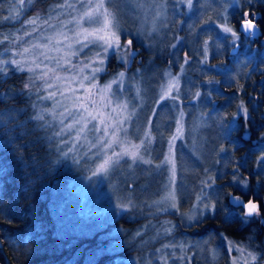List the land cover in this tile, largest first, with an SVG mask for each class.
<instances>
[{"label": "rangeland", "instance_id": "1", "mask_svg": "<svg viewBox=\"0 0 264 264\" xmlns=\"http://www.w3.org/2000/svg\"><path fill=\"white\" fill-rule=\"evenodd\" d=\"M45 1L51 0H42L43 7L37 4V0H33L31 4L26 2L23 6L16 3V0L7 1L4 12L0 14V39L7 35L9 41L0 44V56L8 58L10 53L5 52V49L18 50L22 46H27L25 42L28 41L45 42L41 37L51 35L54 31L47 26L39 33L24 36V22L38 13L42 19L51 15L53 17L51 23L59 28L58 14L60 21L71 20L73 16H78L83 11L81 3L85 5L89 3V0H67V3L75 5V9L66 7L53 11L56 5L64 3L65 0H52L48 5H45ZM91 2L95 3L97 0H91ZM237 2L238 0H193V6L189 8L186 0H104L105 7L119 22L122 30L121 43L131 39L138 44L136 50L132 46L134 56L128 63L118 59L116 54L108 55L104 65L105 71L98 74L96 83L98 86H103L117 76L118 73L110 74L108 69V61L113 59V66L120 65L121 72L125 73L123 85H113L111 94H96L94 89L93 99L96 101V107L105 114L111 112V107L103 106L104 96L111 95L113 105L120 101L127 102V110L123 112L121 119L131 115L123 127L127 129L128 139L134 143H139L144 133L150 130L152 137V142L148 146L150 155H145V158L150 159L151 164L137 163L129 167L131 161L125 157L121 160L119 167L107 173L93 175L97 164L103 159V153L100 152L98 155V148L89 150L90 146L84 140L77 142L74 139L75 132L59 137L54 135L61 127L59 121L62 117L59 113L64 110V106L71 107L72 100L59 95L55 87L50 89V91L58 92L54 99H38L47 95L45 86L40 80L35 81L37 87L31 91L21 89L28 100L31 118L37 114L45 117L44 121H34L42 132L47 149L54 155L53 162L55 159V162L65 170L67 180L62 188L66 199L63 200V195L57 192L54 201L57 213H62L66 207L68 217H72L64 221L65 233L84 235L93 231L97 232L103 244L99 248V254L125 251L126 256L120 257L117 254V259L122 264H163L161 256L164 254H170L168 264H188L187 260L176 259L185 253L191 258V264H225V262L232 264L233 258H236L239 264H243V261L239 260L241 254L235 248L229 252L228 242L236 246H245L247 251H253L247 247L248 243L245 241L240 244L222 234L220 239L212 237L192 241L193 239L185 237L183 231L179 232L178 225L180 221L185 230L194 223H200L206 215L215 214L216 207H213V203L218 204L226 190V186L217 180L225 177L223 173L230 161L224 158L218 149L223 144V135L226 134L229 137V132L236 133L241 118L245 119L237 107L240 101L237 102L231 114L224 112L215 114L219 107L211 97L209 86L210 83L215 86L220 85L219 81L210 80V75L222 76L226 83L234 81L235 77L245 75L243 65H246L242 62L234 67L230 75L223 64L228 50L238 40L234 42L230 35L221 31L219 25L225 18L229 22L230 14L237 10ZM17 9L20 13L18 17L13 15ZM10 15H13V18L4 19ZM228 26L232 27L230 23ZM68 27L72 28L73 25L69 24ZM210 29L211 33L208 32ZM27 30L31 31V28L28 27ZM17 36L22 37V40L11 43ZM168 48L172 59L169 58L167 61L165 70L158 74L152 72L154 65L151 60L147 62L143 73L137 70L139 66L137 64H140L144 55V53L140 55L142 50L157 56L161 49ZM98 50L97 47L89 45L78 56L71 57L72 63L82 65V62H87ZM183 50L191 59L181 69L180 65L183 64L185 56L182 54ZM205 51H207L206 56ZM245 53L247 54V51ZM51 55L58 54L53 52ZM230 59L236 61L239 58ZM259 61H257L258 72L264 73V60ZM46 63L55 67L54 62L46 61ZM133 65H136L137 69L129 75L127 71ZM252 68L256 69L255 62H252L248 70ZM59 71L61 75H69L63 69ZM12 72L20 74L23 86L31 75L17 71L9 65L7 73L1 76L5 78ZM90 72V68L85 69L84 74ZM166 73L179 78V91L173 93L179 97L176 100L169 98L160 101L161 86L169 80ZM51 83L59 84V91H65L68 95L67 85L55 80ZM71 87L78 89L77 96L81 98L85 96L84 89L80 88L78 83L72 84ZM196 93L200 95L197 96ZM227 97L225 93V98ZM206 108L208 110H205ZM43 109L51 111H41ZM181 112H183L182 117ZM236 116H240L238 121L235 120ZM178 119L181 121L182 133L177 139L172 140V136L177 134ZM67 122L66 120L65 123ZM41 124L44 126L41 127ZM86 135L89 141H93L99 134L87 132ZM121 138L123 139V134ZM232 145L235 146L236 143ZM114 149L121 150L118 145H114ZM254 150H258L254 171L263 172L261 180L264 184V159H262L264 147L260 146ZM169 154L175 164L173 187L177 190L180 209L179 211L168 209L165 212L158 211V206L152 202L159 200L165 194V186L169 185L173 179V164L162 163L165 156ZM233 172L225 182L227 186L238 188L242 192H246L249 188L256 189L255 183L250 184L247 176H240L236 169ZM210 178L211 186L207 187L204 182L209 181ZM243 182H246L247 186H244ZM201 189L206 194L204 202L208 205L212 203V206L204 208L201 204L199 211L203 214L197 221L190 222L182 213L195 214V210L191 212L189 210L192 209L193 204L197 203L196 195ZM181 193L184 195L181 196ZM129 199L133 201L132 206H126ZM230 214L231 212L227 211L223 215V224ZM120 219L130 223L137 220L138 224L132 226L127 223L129 227H124L118 225ZM165 221H171L175 225L170 235L160 232V226ZM158 232L159 235H157ZM170 243L184 245V250L181 251L179 247H163ZM213 249L219 252L215 260L210 252Z\"/></svg>", "mask_w": 264, "mask_h": 264}, {"label": "snow or ice", "instance_id": "2", "mask_svg": "<svg viewBox=\"0 0 264 264\" xmlns=\"http://www.w3.org/2000/svg\"><path fill=\"white\" fill-rule=\"evenodd\" d=\"M31 4L33 0H16L20 6H23L25 3ZM186 3L189 8L193 6V0H186ZM81 8L83 11L78 16H73L71 20L60 21L59 14L57 15V20L59 22V28H56L55 25L51 23L53 17L51 15L46 18H41L39 13L24 22V36H32L36 33L41 32L45 26L48 28L54 29L51 35L43 36L41 39L45 41L41 43L39 41L32 43L30 41L25 42L27 46H22L18 50L5 49V52H9L10 56L4 58L0 56V75H4L8 71V66L11 65L17 71L30 73L31 75L28 78V81L24 84V91H31L37 87L35 84L36 80H40L44 84V90L47 91V95L43 97H38V99H54L58 92L59 95L64 96L65 99L72 100V106H64V110L59 113V116L62 117L59 123L61 125L59 131L55 132V136H62L64 134H71L75 132L74 139L79 142L81 140L86 141L89 144V150L93 148H98V155L100 152L103 153V159L96 166V170L93 172V175L98 173H107L120 166L121 160L125 157L131 161L129 167L136 165L137 163L142 164H151L150 159H146L145 155H150L149 145L152 142V137L150 130L144 133L142 139L139 140V143H134L132 140L127 137V129L123 127L130 119L124 117L121 119L123 112L127 110V102L120 101L115 105L112 104L111 95L104 96L105 100L104 107H111V112L105 114L96 107V101L93 99V90L95 89L96 94L108 93L111 94L113 90V85L122 86L123 78L125 77L124 72H120L117 76L110 82L106 83L103 86H98L96 83L98 74L105 71L104 65L110 53L116 54L118 59L124 63H128L131 58H133L134 53L132 51L133 41L127 39L126 43H121L122 30L119 26V22L116 17L109 12L105 7L104 0H97L93 3L89 0L88 4L81 3ZM73 8L75 5L67 3L65 0L64 3L56 5L57 9L63 8ZM19 10L17 9L14 12V16H19ZM13 15L4 17V19H11ZM159 15V13H157ZM249 13H243L241 15L239 24L242 33L245 36L254 35L258 27L257 22L253 18H249ZM228 20L225 18L224 22L219 25L221 31L225 34L230 35L233 38V41L238 40L241 32L234 30L232 27L228 26ZM73 25L72 28H69L68 25ZM85 25H88L87 27ZM28 27L31 28V31L27 30ZM22 40V37L17 36L15 40L11 43H16L17 41ZM9 41L7 35L3 36L0 39V44ZM89 45L97 47L99 50L96 51L93 57L89 58L87 62H82V65H75L72 63L71 57L78 56L84 48H88ZM76 46H79L78 48ZM57 53L58 55H51V53ZM204 55H207L205 51ZM191 57L185 55L183 57V64L180 65V68L183 69L185 64H188ZM47 62H54L55 67H51ZM67 65V67H65ZM91 69L89 74H84L85 69ZM60 69H63L69 75L64 76L60 74ZM75 69V72L73 70ZM169 77V80L166 84L161 86V95L160 101L165 99H178V95H173L179 91V78L173 77L171 73H166ZM62 82L67 85L66 95L65 91H59V84H53L51 81ZM87 81V84H85ZM79 84V87L84 89L85 96L81 98L76 95L78 91L77 88L71 87L72 84ZM57 88V91H50L52 88ZM199 96V93H196ZM240 112L243 114L245 121L251 119L249 114V109L245 106L244 102L237 106ZM41 111H51L50 109H43ZM181 117L183 112L180 113ZM236 115L235 113L233 114ZM31 119L36 121H44L45 117L41 114L33 116ZM68 121L65 123V121ZM0 123H3V117L0 116ZM11 123V121H9ZM151 124V121H149ZM99 125V126H98ZM177 130L176 135L172 136V140L178 138V135L182 133L181 121L177 120ZM7 125H5L6 127ZM41 127L44 125L41 124ZM87 132L98 133L95 140L89 141L86 135ZM123 134V139L121 138ZM65 142L66 141H62ZM171 148V141L169 142ZM114 145L120 147V151L114 149ZM67 155V153H65ZM264 159V158H262ZM78 162V161H77ZM162 163H172V174L173 179L170 181L169 185L165 186V194L156 201L152 203L157 205L158 211H168V209H174L179 211L180 209V200L177 196V190L173 185L175 184V164L170 159L169 156H165V159ZM159 167V165H157ZM211 178L209 181H205V186L210 187ZM235 180V177H234ZM244 186L246 182H243ZM185 191H187L185 189ZM184 193H181L183 196ZM204 196L206 194L203 192V189L200 190V193L196 195L197 203L193 204L192 209L189 211L195 210V214L188 215V213H182L183 216H186L187 219L191 221H197L199 216L203 213L199 211V206L202 204L204 208H209V205L204 202ZM238 203H240V197H234ZM133 201L128 200L126 206H132ZM214 207V206H213ZM242 207L246 210L244 212L245 222L251 220L255 216H260V205L254 200H249L247 203L243 204ZM175 225L171 221H165L160 226V232H163L164 235H170L173 232ZM160 233L158 232L157 235ZM226 239V238H225ZM164 248L168 247H179L181 251L184 250V245L176 244H167L163 245ZM235 248L237 252L241 255L239 260L243 261V264H264V252L256 251H247L245 246H236L231 242H228V250L231 252ZM157 251H161L157 249ZM213 260L219 255V252L216 250H210ZM246 253V255H245ZM170 254H164L161 256L163 264H168V259ZM176 259L187 260L188 264H191V258L185 253L182 256L176 257ZM232 264H239V261L236 258L232 259Z\"/></svg>", "mask_w": 264, "mask_h": 264}, {"label": "trees", "instance_id": "3", "mask_svg": "<svg viewBox=\"0 0 264 264\" xmlns=\"http://www.w3.org/2000/svg\"><path fill=\"white\" fill-rule=\"evenodd\" d=\"M7 1L0 0V14L4 12ZM51 1H45V5ZM37 4L44 6L42 0H37ZM137 44L133 41L132 46L136 48ZM169 51V48L161 49L157 56H153L142 50L140 55H144L141 56L140 64H137L138 69L133 65L127 73L131 75L136 69L143 73L147 62L151 60L154 65L152 72L158 74L165 70L169 58L172 59ZM108 65L110 74L122 71L120 65L113 66V59L108 61ZM229 66L232 72L234 67L231 68V64ZM244 73L245 75L235 77V80L229 83H226L222 76L210 75V80L219 81L220 84L209 85L211 97L219 107L215 114H231L237 102L243 99L242 93L257 92L258 103L249 99L250 116L253 123L256 120L258 133L263 135L264 85L262 92L254 90L252 85L244 86L239 82V79L247 76V72ZM22 88L23 80L20 74L12 72L5 78L0 75V116L3 117V123H0V264H122L117 259V254L120 257L126 256L125 251L99 254V248L103 244L97 232L84 235L65 233L64 221L72 217H68L66 207L62 213H57L54 202L57 192L63 195V200L66 199L62 188L67 180L65 170L55 159L53 162V153L47 149L42 132L31 119L28 100ZM225 135L218 150L230 161L223 173L225 177L217 181L225 186V181L235 169L250 180H261L263 172L254 171L258 156V150L254 149L259 147L247 148L242 152L237 148L238 144L232 145L235 144L232 141L237 140L236 133L230 132L229 137ZM227 188L222 194L220 206L219 203L216 204L215 217H223L228 211L225 201ZM126 224L124 219L118 221V225L129 227Z\"/></svg>", "mask_w": 264, "mask_h": 264}, {"label": "flooded vegetation", "instance_id": "4", "mask_svg": "<svg viewBox=\"0 0 264 264\" xmlns=\"http://www.w3.org/2000/svg\"><path fill=\"white\" fill-rule=\"evenodd\" d=\"M236 5L237 10L233 11L229 17V23L232 28L241 32L238 42L234 45L238 46V54L235 57H238V60L241 62L248 61L250 67L252 62H255L256 66V69L253 70L252 68L247 76L239 79V82L241 81L244 86L246 84L252 85L254 86V90L262 92V86L264 85V73L258 72L259 65L257 64V61L260 62L259 60H264V0H238ZM246 12L250 14L249 18H253L257 22L258 27L254 35L245 36L240 29L239 21L241 15ZM208 32L211 33V29ZM246 51L247 54L245 53ZM257 58L259 60H257ZM236 61L231 60L228 56H226L223 59V64L228 67L229 70V65L231 64V68L235 67ZM230 72L231 69L228 73ZM253 94H250L249 92L247 94L242 93L241 98L243 99L239 100L240 102H244L245 106L249 109V114H251L249 99H251L254 103H258L259 93L254 92ZM250 95L252 98L249 97ZM239 118L240 116H237L235 120L238 121ZM261 120L263 119L261 118ZM236 139V142L235 140L232 142L238 144L237 148L242 152H244L247 148H257L260 146L264 147V134L260 135L258 133L256 120H254L253 123L251 119L246 122L245 119L241 118L238 123V130H236ZM240 172L238 173L242 176ZM242 177H244V175ZM249 182L250 184L255 183L256 189L249 188L246 192H242L240 190H234L225 183V186L228 187V191L225 194V197L227 196L225 201L228 206V211H230L231 214L228 216L224 224V219L221 218L222 216L215 217V214L211 216L206 215L200 223H194L189 226V228H185V230L181 226L180 221H178L179 232L181 233L183 231L185 237L193 239L192 241L196 239L206 240L212 237L220 239L222 234L224 237L226 236L231 240H236L240 244H243L242 242L245 241V243H248L246 245L250 248V250L264 252V184L262 183L263 181L258 178H254L252 180L249 179ZM230 194L240 195L243 198L244 204L249 200L257 202L260 205L261 215L255 216L251 218L250 221L245 222L243 214L246 210L242 206L237 208L231 207L227 201ZM209 205L212 206V203ZM222 256L225 257L224 253ZM226 263L227 262H225V264Z\"/></svg>", "mask_w": 264, "mask_h": 264}, {"label": "water", "instance_id": "5", "mask_svg": "<svg viewBox=\"0 0 264 264\" xmlns=\"http://www.w3.org/2000/svg\"><path fill=\"white\" fill-rule=\"evenodd\" d=\"M237 51H238V46H236L235 48H233L232 50H230V55H234V54H236ZM234 197H240V198H241L240 203H238L237 200L234 199ZM228 201H229V204H230L232 207H235V208H237V207H241V206L244 204V202H243V198H242L241 196H239V195H234V194H231V195L229 196V200H228Z\"/></svg>", "mask_w": 264, "mask_h": 264}, {"label": "bare ground", "instance_id": "6", "mask_svg": "<svg viewBox=\"0 0 264 264\" xmlns=\"http://www.w3.org/2000/svg\"><path fill=\"white\" fill-rule=\"evenodd\" d=\"M126 223H128V224H130L132 226H136L138 224L137 220H133L131 223L127 221Z\"/></svg>", "mask_w": 264, "mask_h": 264}]
</instances>
